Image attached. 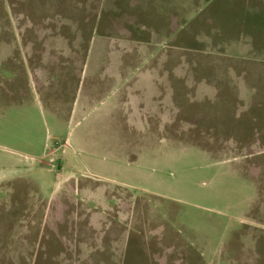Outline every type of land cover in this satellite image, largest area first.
<instances>
[{
  "label": "rangeland",
  "instance_id": "rangeland-1",
  "mask_svg": "<svg viewBox=\"0 0 264 264\" xmlns=\"http://www.w3.org/2000/svg\"><path fill=\"white\" fill-rule=\"evenodd\" d=\"M0 264H264V0H0Z\"/></svg>",
  "mask_w": 264,
  "mask_h": 264
},
{
  "label": "crops",
  "instance_id": "crops-1",
  "mask_svg": "<svg viewBox=\"0 0 264 264\" xmlns=\"http://www.w3.org/2000/svg\"><path fill=\"white\" fill-rule=\"evenodd\" d=\"M108 68L110 69V70H108ZM115 69V66H112V65H109V66H107V68L104 70V71H102V74L103 75H105L106 77H108V78H111V77H113L114 79H116V80H118L119 79V72H120V70L119 71H117L116 73H114L113 71H115L114 70ZM105 71H107L108 73H105ZM83 73L81 74V77H80V82L83 80ZM121 84H123V83H120V85ZM154 84V86H157L155 83H153ZM112 90H114V91H112ZM163 91V90H162ZM115 93V89L113 88V89H111L109 92H107L106 94H108L109 95V97L110 96H112L111 94H114ZM135 93V92H134ZM134 93H132V94H130V96H132ZM161 93V90H159L158 91V89H156V91H155V94H156V97H153L156 101L155 102H153V100H151V103L152 104H154L155 106H157V108H156V110L155 111H153V113L154 112H157L158 111V113H160L162 110H160V109H162V103H163V99H162V97H163V94L164 93H162V95H161V97L159 98V97H157V95L158 94H160ZM122 102H123V99L121 100ZM171 99H170V104H171ZM77 103H78V101H74V105H75V107L77 108ZM127 104L128 103V100H127V102H123V104ZM167 105H169V104H167ZM140 106V104L139 105H137V107H139ZM125 107V106H124ZM136 107V108H137ZM142 110H143V108L142 109H139V108H137V111L138 112H142ZM147 110H145L144 112H142V113H146V115L145 116H143V117H148V112H146ZM127 112H128V108L127 107H125V113L127 114ZM162 113H164V112H162ZM146 120H148V118L146 119ZM70 143H71V140L68 138V137H66L65 138V141H64V147L66 146V147H68V146H70ZM64 157V152H63V154H62V158ZM63 167V166H62ZM65 168V167H64ZM78 173H76V172H74V170H70V172H68V174L66 175V174H62V180H59V181H62L61 183H63V182H65L66 180H68V179H77L78 177ZM60 183V184H61ZM98 193H100V192H98ZM108 204H110L109 202H108ZM115 222V221H114ZM115 223H118V222H115ZM131 223V222H130Z\"/></svg>",
  "mask_w": 264,
  "mask_h": 264
}]
</instances>
